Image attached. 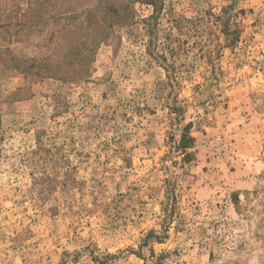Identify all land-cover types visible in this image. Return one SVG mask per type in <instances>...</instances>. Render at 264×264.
<instances>
[{"label":"rangeland","instance_id":"1","mask_svg":"<svg viewBox=\"0 0 264 264\" xmlns=\"http://www.w3.org/2000/svg\"><path fill=\"white\" fill-rule=\"evenodd\" d=\"M0 264H264V0H0Z\"/></svg>","mask_w":264,"mask_h":264},{"label":"trees","instance_id":"2","mask_svg":"<svg viewBox=\"0 0 264 264\" xmlns=\"http://www.w3.org/2000/svg\"><path fill=\"white\" fill-rule=\"evenodd\" d=\"M192 142L193 138L187 136V129H185L181 139L182 150H186L189 147V144H191Z\"/></svg>","mask_w":264,"mask_h":264}]
</instances>
